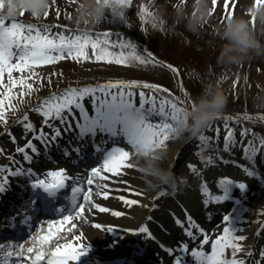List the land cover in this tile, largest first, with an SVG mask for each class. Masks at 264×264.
<instances>
[{
	"label": "snow or ice",
	"instance_id": "6c2138e0",
	"mask_svg": "<svg viewBox=\"0 0 264 264\" xmlns=\"http://www.w3.org/2000/svg\"><path fill=\"white\" fill-rule=\"evenodd\" d=\"M74 2L78 4V13L97 20L109 10L118 22L129 28L134 27L130 15L134 14L145 33L148 24L164 30L163 5L157 4L156 0H86V3L68 0V3ZM53 5H56L55 15L59 18L61 8L57 0H0V126L13 142L19 137L12 131V125L21 128L20 135L28 134L25 142L15 147L19 159L0 145V154L6 155L9 161L0 164V201L13 191V184L20 188L17 195L21 197L23 207L15 215H5L13 227L17 226V218L24 226L17 235L0 242V264H88L87 258L94 246L87 242L84 225L121 237L130 233L144 240L159 241L149 224L154 219L151 215L135 226L127 227L94 219L98 215L96 210L116 217L126 215L98 202L97 198L107 199L113 194L110 191L113 183L109 182L131 185V181L118 178L127 175V169L139 167L133 158L146 157L144 172L169 179L170 174L157 171L153 162L162 156L160 150L167 148V142L181 134L180 122L187 127L197 111L196 101L188 102L189 93L183 88L182 80L183 101L159 83L115 79L68 86L45 96H36L35 103L16 115L25 98L38 91L36 82L39 87L44 86V78L37 67L52 65L62 59L114 62L117 65H163L173 73L180 72L177 66L160 60L136 39L127 38V33L118 32V38L112 39V29L94 33L87 28L73 29L67 24L43 22L41 18L50 15ZM211 5L205 10L202 0H194L190 13L185 12L188 0H176L172 7L178 16L190 15L195 24L206 23V17L216 12L217 7L221 11V21H231L241 3L240 0H211ZM84 9H88L87 13ZM25 12H30L37 22L18 18ZM244 12L253 30L258 20L264 25V0H251ZM65 15L72 18V13L66 10ZM79 23L77 20V25ZM235 31L240 33L239 28ZM261 31L264 32V28ZM52 75L47 76L49 85ZM137 90L138 103L135 99ZM157 93L161 94L159 98ZM29 112L41 116L39 126L30 118ZM10 116L13 117L11 124ZM216 117H221V113ZM223 119L226 131L222 147L218 125L214 129L215 145L210 143L213 138L200 130L194 135L200 141V150L196 153L200 164L189 160L185 166L199 181L198 191L206 209L227 201L232 202L231 208L221 213L219 224L211 231L187 209H184L183 217L171 213L183 236L171 245L159 241V247L170 257L169 264H264V244L256 242L264 239V206L256 214L258 227L251 243L248 242L249 233L245 231V221L249 218L243 215L249 180L264 181V171L258 163V158L264 161V135L257 136L245 126L238 139L229 123L262 122L264 113L244 112ZM206 126L211 127V124ZM87 144L92 145L93 155L89 157L92 163L86 169V175L73 174L64 166L39 167L55 149H59L63 157L75 156L79 160L84 156ZM205 149H210L207 155ZM238 152L243 161L236 158ZM222 165H235L247 179L220 171ZM205 169L211 174V181L206 178ZM67 189L70 192L65 196ZM234 190H238L239 195H234ZM125 191L146 195L138 187L129 186ZM159 195L163 193L150 197L151 204L128 195H119L118 199L128 207L141 205L155 209ZM207 215L211 218L212 212L208 211ZM160 227L170 231L162 224ZM157 256L159 264H164V258Z\"/></svg>",
	"mask_w": 264,
	"mask_h": 264
},
{
	"label": "rangeland",
	"instance_id": "374dc122",
	"mask_svg": "<svg viewBox=\"0 0 264 264\" xmlns=\"http://www.w3.org/2000/svg\"><path fill=\"white\" fill-rule=\"evenodd\" d=\"M156 2L159 5H163L161 14L165 21L164 30L153 28L151 24H148L147 33H145L140 27L141 22L134 15L138 21L137 27L141 35V44H145L157 56L180 69L183 77V88H186L189 93L188 98L191 101H196L205 87L215 85L224 91L228 101L221 114L240 112L243 109L242 88L247 79L245 84L246 108L249 111H264V58L255 60L248 56L239 64L222 63L217 59L226 43L220 35L222 26L226 23V21L222 22L220 19L221 12L219 14L214 12L211 16L206 17V23L197 22L193 24L190 15L178 16L176 14L175 9L172 7L176 0H156ZM80 3H86V0H80ZM57 5L61 8L59 18L55 15L56 5H53L50 15L41 19L48 22H50L49 19H58L59 23L67 24L69 27H91L104 30L109 28L129 29V27L118 22L109 10H106L104 15L97 20L93 16L78 13V4L75 2L68 3V0H57ZM210 7H212L211 0H207V8ZM190 8L191 6L186 7L185 12L190 13ZM65 10L72 13L71 19L67 18ZM87 11L88 9L83 10L84 13H87ZM18 17L36 21L30 12H25L23 16ZM77 20L80 21L79 25H77ZM85 20H87V23H85ZM262 39L264 40V34ZM249 59L251 60L250 64H248ZM37 71L44 78V86L39 87V82H36L38 91L34 92L31 97L25 98L24 102L20 104L16 115H20L28 108L29 104L35 103L36 96L58 91L68 86L97 84L115 79H142L150 83H159L170 89L171 93L179 96L182 101L185 100L183 88L178 77L160 65L149 64L145 66L138 63L117 65L114 62H98L95 60L77 62L69 58L56 61L52 65L38 66ZM49 73L53 74L51 85L47 81ZM221 77L226 78L221 79ZM237 77H239L238 80ZM138 91L137 102H139ZM168 94L163 93V95ZM160 95V93H157L158 98ZM32 115L35 121L41 122L42 118L39 114L32 112ZM12 119L13 117L10 116L9 123ZM210 124L211 127L205 126L201 129L206 136L214 138L216 136L214 129L218 125L220 127V137H224L226 131L223 126L224 123L214 124L210 122ZM232 126L237 137H240L242 128L245 126L251 127L256 135H264V123L254 122L252 124L250 121H245V124L241 126ZM16 128L21 129L17 125ZM2 129L3 126H0V133ZM183 133L190 135L186 131ZM174 144L175 140L170 139L167 142V148L172 147ZM167 148L162 150H167ZM2 157V154H0V161Z\"/></svg>",
	"mask_w": 264,
	"mask_h": 264
},
{
	"label": "bare ground",
	"instance_id": "6f19581e",
	"mask_svg": "<svg viewBox=\"0 0 264 264\" xmlns=\"http://www.w3.org/2000/svg\"><path fill=\"white\" fill-rule=\"evenodd\" d=\"M193 1L194 0H189V5ZM240 3L241 6L236 11L245 16L246 13L244 12V8L251 3V0H240ZM262 28H264V25H261L258 20L254 29L258 39L262 33ZM250 58L260 60L264 57L263 53H252L250 54ZM183 142L184 141L169 148L166 152H162V156L153 162L152 166L157 171L170 174V180L163 179L162 175H156L152 172H144L142 169L147 164L146 157L133 158L136 160L139 167L127 169V175L118 178L119 180L131 181V185L109 182L113 183V188L110 189L113 194L107 199L102 197L97 198L98 202H107L110 207L123 211L126 215L116 217L111 213H100L99 210H96L98 215L94 217V219H97L100 222L113 223L127 227L135 226L138 221L142 220V218L151 215L154 217L152 221H149L151 229L159 238V241H163L169 245L173 244L183 236L180 227L175 225L171 213H176L183 217L184 209L191 210L195 213L199 211L201 214L194 218L206 229L210 231L213 230L220 222L221 213L224 210H230L232 203L229 204L224 202L219 207L222 211L218 212L211 218L204 213V211L214 210V207L218 205L213 204L206 209L202 204L201 194L198 191L199 181L185 166L186 161L189 160L197 164H200V162L197 161L199 159L195 156V153H186L184 158L181 156L186 152L183 151L184 153H182V151H180V145ZM57 159L61 166L67 167L73 174L82 175L84 172L81 168V164L77 165L68 163V159L62 156H59ZM49 164H52V162H48V165ZM227 167V165H222L220 171L224 173L229 172ZM86 174L85 171L84 175ZM209 174L208 170L205 169V176L211 181L212 177L208 176ZM129 186L140 188L146 193V195L138 196L134 192L125 191ZM254 190L255 193H250L248 191L246 198L244 199L245 210L243 215L249 218L248 221H245V231L249 233V243L252 242V235L258 227L256 214L259 208L264 206V185H256ZM158 193H163V195H159L158 199L155 201L158 204V207L155 209L145 208L141 205H132L131 207H128L118 199L119 195H128L133 199L142 200L144 204H151L153 201L150 197L156 196ZM161 224L164 225L165 228L170 229V231L163 230L160 227ZM83 227L86 236L88 237L87 242L92 243L94 246L90 256H94V260L97 262L95 264H114L116 262L117 264H159L157 254L164 258V264H169L170 257H168L159 247V241L144 240L141 236L130 233L124 234L121 237L116 233H106L103 230L95 229L90 225H84ZM119 231L120 229L117 230V232ZM113 241H116V243L113 244ZM0 242H3V240H0ZM256 242L257 244H264V239H259Z\"/></svg>",
	"mask_w": 264,
	"mask_h": 264
},
{
	"label": "clouds",
	"instance_id": "9594fccd",
	"mask_svg": "<svg viewBox=\"0 0 264 264\" xmlns=\"http://www.w3.org/2000/svg\"><path fill=\"white\" fill-rule=\"evenodd\" d=\"M28 7L31 8L30 5ZM202 7L206 10L207 0H202ZM7 8L6 3L5 11ZM237 28L240 29V33L235 31ZM220 35L226 43L217 58L219 62L239 64L252 53H264V43L257 38L248 20L242 16H235L231 21H226ZM227 102V97L221 88L215 85L205 87L196 99L197 111L194 114V119L188 122L187 127L184 126L183 121L180 122L181 132L186 131L195 135L223 111Z\"/></svg>",
	"mask_w": 264,
	"mask_h": 264
}]
</instances>
